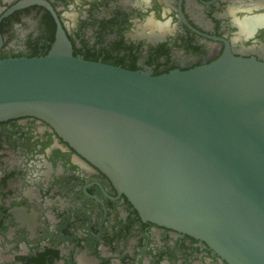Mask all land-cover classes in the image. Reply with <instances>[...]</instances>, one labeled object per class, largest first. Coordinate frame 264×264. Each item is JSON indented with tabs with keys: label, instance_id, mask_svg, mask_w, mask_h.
Returning a JSON list of instances; mask_svg holds the SVG:
<instances>
[{
	"label": "water",
	"instance_id": "obj_1",
	"mask_svg": "<svg viewBox=\"0 0 264 264\" xmlns=\"http://www.w3.org/2000/svg\"><path fill=\"white\" fill-rule=\"evenodd\" d=\"M53 14L47 55L0 60V122H48L145 219L264 264V63L129 71L75 56Z\"/></svg>",
	"mask_w": 264,
	"mask_h": 264
},
{
	"label": "flooded vegetation",
	"instance_id": "obj_2",
	"mask_svg": "<svg viewBox=\"0 0 264 264\" xmlns=\"http://www.w3.org/2000/svg\"><path fill=\"white\" fill-rule=\"evenodd\" d=\"M73 53L160 76L226 52L264 63V0H0V60ZM240 22V23H239ZM0 264H229L205 241L145 219L46 121L0 122Z\"/></svg>",
	"mask_w": 264,
	"mask_h": 264
},
{
	"label": "bare ground",
	"instance_id": "obj_3",
	"mask_svg": "<svg viewBox=\"0 0 264 264\" xmlns=\"http://www.w3.org/2000/svg\"><path fill=\"white\" fill-rule=\"evenodd\" d=\"M262 21L264 22V20L260 19H245V21H242L241 23L239 22L241 33L250 34L251 32L255 31L257 27L263 24Z\"/></svg>",
	"mask_w": 264,
	"mask_h": 264
}]
</instances>
